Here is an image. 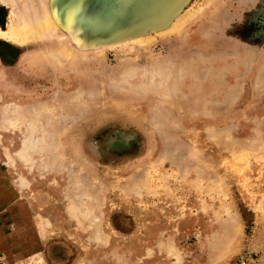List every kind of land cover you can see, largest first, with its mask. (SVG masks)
Returning <instances> with one entry per match:
<instances>
[{"label":"rangeland","instance_id":"obj_1","mask_svg":"<svg viewBox=\"0 0 264 264\" xmlns=\"http://www.w3.org/2000/svg\"><path fill=\"white\" fill-rule=\"evenodd\" d=\"M131 13L0 38V264H264V0Z\"/></svg>","mask_w":264,"mask_h":264},{"label":"bare ground","instance_id":"obj_2","mask_svg":"<svg viewBox=\"0 0 264 264\" xmlns=\"http://www.w3.org/2000/svg\"><path fill=\"white\" fill-rule=\"evenodd\" d=\"M23 1L24 0H13L14 9H15L13 12V20L10 19V20H12L11 25L8 24L6 28H3L2 31H0V38L1 37L2 38L3 37L4 38L5 37L6 38H12L15 41L21 42V43L34 41L36 39H42L43 37H45L50 32L53 25L55 23H58V19L60 18V15L62 13L63 4H66L67 0H45V2L42 4V6L39 10L40 11L39 16L41 18L36 17L32 11L31 12L24 11V10H26L27 7L26 8L22 7L21 3ZM4 2L7 3L6 0H4ZM205 2H206V0H205ZM140 3H141V0H134L133 6L137 7V5ZM27 10H29V8ZM30 10H32V9H30ZM136 11H137V9H136ZM136 11L133 14V15H135V18L137 17ZM169 16H170V14H169ZM152 20L158 22L159 26L157 28H160L161 24L165 25V23L167 21L166 5L162 4L161 6L154 8ZM178 22H180V21H178ZM137 27L138 26H134L133 29H135ZM170 27H171L170 29L168 27V30H171L173 28V25ZM174 27H176V25ZM165 31H167V29L162 30V32H165ZM168 32H170V31H168ZM142 36H144V35H142ZM137 38L139 39V37H137ZM140 38H142V37H140ZM133 39H135V38H133ZM145 39H144V41L146 42V40L150 41L151 38L149 40H148V38L146 40ZM139 41H141V40H139ZM126 42H127V40L122 41L117 45L127 44ZM110 47H115V45L108 46L107 48H110ZM101 48H105V47L102 46Z\"/></svg>","mask_w":264,"mask_h":264},{"label":"water","instance_id":"obj_3","mask_svg":"<svg viewBox=\"0 0 264 264\" xmlns=\"http://www.w3.org/2000/svg\"><path fill=\"white\" fill-rule=\"evenodd\" d=\"M133 1L134 0H120V2L122 3V5L124 7H130L132 9V13H131V17H135L134 12L136 11L137 7L133 6ZM124 13H120L119 16L123 17Z\"/></svg>","mask_w":264,"mask_h":264}]
</instances>
